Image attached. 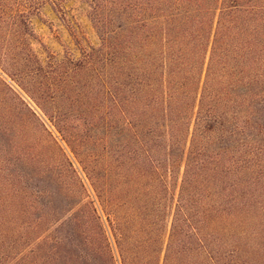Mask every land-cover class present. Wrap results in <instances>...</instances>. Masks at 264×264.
<instances>
[{
    "label": "trees",
    "instance_id": "1",
    "mask_svg": "<svg viewBox=\"0 0 264 264\" xmlns=\"http://www.w3.org/2000/svg\"><path fill=\"white\" fill-rule=\"evenodd\" d=\"M71 1L0 0V264H264V0Z\"/></svg>",
    "mask_w": 264,
    "mask_h": 264
},
{
    "label": "rangeland",
    "instance_id": "2",
    "mask_svg": "<svg viewBox=\"0 0 264 264\" xmlns=\"http://www.w3.org/2000/svg\"><path fill=\"white\" fill-rule=\"evenodd\" d=\"M67 6L71 8V10L67 11V14H74V16L79 18V21L73 22L74 25L71 24V22L69 23L63 20L62 16L65 13L58 14L49 6L43 7L41 13L37 16H34L32 19L33 27L37 35L39 36L41 43L43 44L42 46L39 43L34 42V48L42 57L47 56L46 53L48 52L57 56H63L67 48L73 49L74 42L72 40L71 33H73L72 31L76 30V28L81 27L82 31L87 33L92 41H96V37L92 29V24L89 20L86 6L77 3L76 0H72ZM1 80L5 83L9 95L11 94L15 97L19 96V98H21V100L29 108H31L33 112L36 113L39 121L44 124L46 123L47 128L50 131H54L51 128L50 123L46 120V118L38 109L37 105L28 95H26L7 76L2 75ZM0 93L1 98L6 99L8 97H6V91ZM35 122L37 123V121ZM53 137L55 138V140H57L58 144L68 153V155L72 156L66 144L61 140L59 135L56 134Z\"/></svg>",
    "mask_w": 264,
    "mask_h": 264
}]
</instances>
